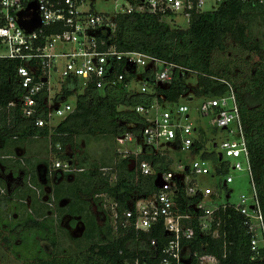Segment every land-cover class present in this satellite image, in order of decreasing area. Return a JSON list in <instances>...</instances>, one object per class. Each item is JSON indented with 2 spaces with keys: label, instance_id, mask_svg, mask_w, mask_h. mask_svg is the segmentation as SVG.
I'll use <instances>...</instances> for the list:
<instances>
[{
  "label": "built area",
  "instance_id": "built-area-1",
  "mask_svg": "<svg viewBox=\"0 0 264 264\" xmlns=\"http://www.w3.org/2000/svg\"><path fill=\"white\" fill-rule=\"evenodd\" d=\"M127 1V7L121 6L108 14L95 12L89 0H0V59L15 62V77L21 89L20 95L6 106L7 122L9 111L16 109L20 118L46 130L44 136L33 138L45 139L50 150L43 157L45 163L40 171L44 182L49 184L47 191L33 183L32 173L24 162L28 157H4L25 167L24 185L35 202L45 207L46 215L37 217L29 199L12 197L9 202L21 205L23 214L35 221L48 218L55 226L58 224L53 183L58 177L84 172L55 155L61 151V144L53 143V138L67 136L56 128L75 112L74 103L59 105L61 101H56L61 84L75 79L80 90L92 88L99 92L121 87L129 94L148 99L132 108L143 120L139 136L127 132L115 137V142L123 147L137 137L143 140V148H118L112 166L98 170L112 184L117 182L120 161L127 159L129 165L132 159L135 187L140 177H146L153 189L148 193L136 190L127 207L106 192L95 194L94 198L114 238L130 230L135 233L136 242L144 234H164L160 240L149 238L145 251L136 248L122 264H220L216 255L200 253L191 249V245L198 243L203 248L209 247L206 239L219 241L222 259L225 258L232 244L223 218L228 209L243 217V226L250 236V251L255 257L264 249V222L233 88L227 84L224 95L201 98L195 109L199 119L192 124L189 108L168 101L162 92L171 85L176 71L187 70L143 52L121 51L116 47L118 15H153L171 27L185 29L193 15L205 12L208 0ZM210 1L213 11L224 0ZM32 19L38 22L37 26ZM200 119L207 120L206 127L210 130L222 131L225 138L217 142L211 139ZM200 130L205 132L207 141L201 149L192 151L200 141ZM172 152H188L199 158L187 165L180 160L174 162ZM204 154L212 158L204 159ZM157 159L170 163L167 168L158 169ZM231 171L245 173L249 179L250 194L241 195L238 203L230 202L231 191L226 189L234 182ZM203 176L213 179L210 185L202 184ZM8 195L7 188L0 185V199ZM221 199L224 202L217 204Z\"/></svg>",
  "mask_w": 264,
  "mask_h": 264
},
{
  "label": "trees",
  "instance_id": "trees-1",
  "mask_svg": "<svg viewBox=\"0 0 264 264\" xmlns=\"http://www.w3.org/2000/svg\"><path fill=\"white\" fill-rule=\"evenodd\" d=\"M227 41L241 51L255 55V60L246 63L250 66L247 74L236 68L230 69L228 65L221 70L213 68L214 52H224ZM116 47L121 51L143 52L186 69L187 72L176 71L171 85L162 90L172 103H177L188 93L186 79L191 74L198 79L194 89V96L197 98L222 96L228 91L227 84L233 88L244 128L252 180L264 222V3H258L257 0H224L213 11L193 15L185 29L171 27L153 15H118ZM20 93L15 77V62L0 59L2 144L11 139L20 141L46 134L45 129L36 128L30 120L20 118L16 109L9 111L10 121L7 122L6 106ZM70 97L74 98L75 112L56 128L67 136L53 138V143L61 144V150L66 144L73 146L72 138L80 130H85L87 136L98 133L115 138L127 132L139 136L143 120L132 108L145 104L148 99L146 96L132 95L116 86L101 92L92 88L80 90L77 80L69 79L61 84V92L56 96V101ZM118 107L125 109L118 110ZM199 140L200 143L196 142L192 151L201 149L207 141L202 130L199 132ZM103 151H108V158L111 156L112 152L108 149ZM112 156L110 164H113L114 154ZM60 157L66 158L65 155ZM203 158L210 159L212 156L204 154ZM88 160L86 156L79 160V166L86 169L83 173L65 177L60 183H57L58 177L54 182V197L59 215L56 226L48 218L38 222L24 214L21 217L12 213V205L16 203H10L9 199L15 197L19 200L29 199L37 217L46 215L45 207L35 202L31 191L26 187L9 192L8 197L0 199V232L7 234L2 237L3 242L8 245L11 239L15 240L16 235L20 236L21 243L13 246V254L23 264H122L133 255L132 251L136 248L145 251L149 238L156 237L160 240L164 236L163 233L144 234L136 242L135 233L130 230L116 239L111 235L106 222L99 224L89 209L95 194L106 192L123 207H127L136 190L148 193L153 187L146 177H140L135 187L134 173L128 170L127 159L118 164V179L112 184L101 177L99 167L90 164ZM212 160L216 161L215 158ZM156 163L159 164L158 169L160 166L165 169L170 160L157 159ZM102 167L110 166H104L102 162L100 168ZM31 173L33 183L42 189L46 183L42 180L41 173L34 170ZM95 179H98L97 184ZM65 199H69V203L59 207ZM16 205L23 210L21 205ZM223 216L227 237L232 243L228 248V255L222 259L221 243L210 239H206L209 247L201 248L195 243L191 245V249L216 255L220 258V264H264V249H260L255 257L250 251V236L243 226V217L231 209ZM62 219H68L69 222L61 225ZM76 226L81 229L80 234L74 236L70 230ZM42 242L50 246V252L41 245ZM30 244L37 248L31 249Z\"/></svg>",
  "mask_w": 264,
  "mask_h": 264
},
{
  "label": "rangeland",
  "instance_id": "rangeland-1",
  "mask_svg": "<svg viewBox=\"0 0 264 264\" xmlns=\"http://www.w3.org/2000/svg\"><path fill=\"white\" fill-rule=\"evenodd\" d=\"M90 3H92L95 12L97 13H108L113 14V10L117 11L121 6L127 7L128 1L127 0H89ZM116 6V8H115ZM212 1L208 0L206 4L204 5L205 11H212ZM255 60V55L252 53L244 52L238 49L235 45H233L231 42L227 41L226 48L224 52H214L213 54V68L215 70L223 69L225 66H229V68H236L239 71H242L244 74H247L246 72L249 70L247 62ZM198 79L195 75H189L186 79V87L188 88V93L182 96L179 101L177 102V105L180 106H187L190 110V123L194 124L196 123L197 119L199 117L197 114H195V109L200 105L201 98H197L194 96V89L197 86ZM65 103H74V98L71 99H65L59 103V105H63ZM123 107H118V110H124ZM56 122V120H55ZM207 120L200 119V124L204 127H206ZM188 123V122H187ZM208 135L213 138L216 142L220 141L221 139L225 138V134L220 130H210L208 127H206ZM85 130H80L78 133L77 143L80 144V155L86 156L87 158H97L99 157V154L101 157H99V160L102 162H105L109 160L107 155L109 154L108 151H103V149H108L109 151L114 152L118 148L119 149H128V150H134V149H140L143 148V140L140 138H133L131 141H128L125 143L123 147H119L116 142L115 138L107 136H102L100 134H96L95 136H87L85 135ZM102 151V153H100ZM174 162H177L180 160L181 162L189 165L191 161L194 159H198L199 156L190 154L188 152L186 153H176L172 152ZM240 161L243 163L242 159ZM106 163V162H105ZM230 174L234 177V182L232 184H229L227 186V191H231L230 196V202L232 203H238L239 198L241 195L249 196L250 194V187H249V179L245 175V173L241 172H234L231 171ZM203 185H210L213 179H211L210 176H203L200 178ZM226 190H223L225 192ZM222 201H218L217 204L223 203L224 199H221ZM91 212L95 215L96 220L99 224H103V217L101 212L96 210L95 206L91 205ZM80 227L76 226L74 229L70 230L71 234L74 236H77L80 234ZM1 231V230H0ZM18 232V231H17ZM0 264H23V261L16 256H14V245L18 246L20 245L21 241L19 239L20 236L16 235L15 240L11 239L10 244H5L3 242L2 237L7 236L5 232H0ZM10 242V241H9ZM41 245L48 251H51V248L49 245H47L45 242H42ZM35 248L32 244H30V248ZM37 248V247H36ZM35 248V249H36ZM19 255V254H17ZM32 255V254H31Z\"/></svg>",
  "mask_w": 264,
  "mask_h": 264
},
{
  "label": "crops",
  "instance_id": "crops-1",
  "mask_svg": "<svg viewBox=\"0 0 264 264\" xmlns=\"http://www.w3.org/2000/svg\"><path fill=\"white\" fill-rule=\"evenodd\" d=\"M78 135H74L73 139V146L71 147L70 144H66L64 148L59 153H55L56 157L61 159V160H66L70 162L72 165L79 166V160H81L83 156L80 155V144L77 142ZM50 154V150L48 148L47 142L43 138L39 139H24L20 141H13V139L7 141L5 144L0 143V184L2 186H5L9 192L16 191L20 187H24V179L26 176V169L24 166L20 164L17 160L14 159H7L4 157H28L27 159L24 160L26 166L30 169V171H35L38 174L41 171V168L44 166V160L43 157H46ZM59 154V155H57ZM115 156V150L113 152ZM65 155V159L61 158L60 156ZM100 155V154H99ZM100 157V156H99ZM99 157L97 158H89V163L90 164H96L99 168L101 166L102 161L99 160ZM112 153L111 156H109V160L104 163V166H112L110 164L111 158H112ZM83 167V166H82ZM84 171L86 170L85 168ZM83 173V172H82ZM81 174V173H78ZM77 175V174H73ZM73 175H66L64 177H59L57 180V183H60L63 178L65 177H72ZM43 180V179H42ZM44 181V180H43ZM56 181V180H55ZM96 184L98 183V179H95ZM49 184H45L43 186L44 190H48ZM98 186V185H97ZM23 191V189H22ZM19 191V192H22ZM17 193V192H16ZM101 193V192H100ZM69 203V199H65L62 201V203L59 204V207H64ZM91 205L95 206L97 212L98 210L101 212L100 205L96 199H91L90 202V211H91ZM14 207L12 209V213L15 216H19L23 214V211L21 208H19L16 204L12 205ZM92 213V212H91ZM93 214V213H92ZM102 214V213H101ZM94 215V214H93ZM95 216V215H94ZM22 217V215H21ZM67 220V221H66ZM62 219V224L68 223V219Z\"/></svg>",
  "mask_w": 264,
  "mask_h": 264
},
{
  "label": "water",
  "instance_id": "water-1",
  "mask_svg": "<svg viewBox=\"0 0 264 264\" xmlns=\"http://www.w3.org/2000/svg\"><path fill=\"white\" fill-rule=\"evenodd\" d=\"M32 23L34 26H37L38 25V22L35 20V19H32ZM219 159H221V157L219 156ZM133 167H134V160H130V163L128 165V170L131 172L133 170Z\"/></svg>",
  "mask_w": 264,
  "mask_h": 264
},
{
  "label": "flooded vegetation",
  "instance_id": "flooded-vegetation-1",
  "mask_svg": "<svg viewBox=\"0 0 264 264\" xmlns=\"http://www.w3.org/2000/svg\"><path fill=\"white\" fill-rule=\"evenodd\" d=\"M25 186V185H24ZM53 187H54V183H53ZM6 188V187H5ZM8 190V189H7ZM8 192H9V190H8ZM93 199H95L94 197H93ZM61 225H62V223H61Z\"/></svg>",
  "mask_w": 264,
  "mask_h": 264
}]
</instances>
